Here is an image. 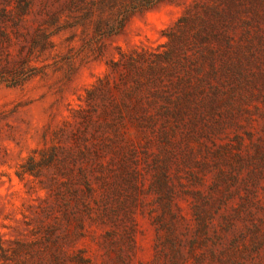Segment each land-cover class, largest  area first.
<instances>
[{
    "label": "rangeland",
    "instance_id": "1",
    "mask_svg": "<svg viewBox=\"0 0 264 264\" xmlns=\"http://www.w3.org/2000/svg\"><path fill=\"white\" fill-rule=\"evenodd\" d=\"M0 264H264V0H0Z\"/></svg>",
    "mask_w": 264,
    "mask_h": 264
}]
</instances>
